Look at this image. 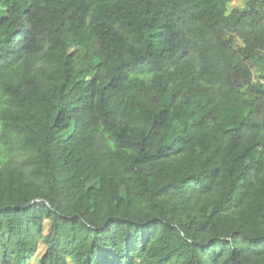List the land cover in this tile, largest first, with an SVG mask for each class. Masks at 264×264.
<instances>
[{
	"label": "trees",
	"instance_id": "1",
	"mask_svg": "<svg viewBox=\"0 0 264 264\" xmlns=\"http://www.w3.org/2000/svg\"><path fill=\"white\" fill-rule=\"evenodd\" d=\"M230 2L0 0V264H264V0Z\"/></svg>",
	"mask_w": 264,
	"mask_h": 264
},
{
	"label": "rangeland",
	"instance_id": "2",
	"mask_svg": "<svg viewBox=\"0 0 264 264\" xmlns=\"http://www.w3.org/2000/svg\"><path fill=\"white\" fill-rule=\"evenodd\" d=\"M248 3V0H231L230 4H229V10L233 9V8H243L246 4ZM239 44H241L240 41H238ZM8 156H10V160L12 161L13 164H17V162L23 158V155L20 151H18V149L16 150L14 147H11L10 152L7 153ZM45 251V246L40 243L38 246V249L36 251V254L32 260L33 264H38V260L39 258L42 256V254ZM69 264H74L73 262L69 261Z\"/></svg>",
	"mask_w": 264,
	"mask_h": 264
}]
</instances>
